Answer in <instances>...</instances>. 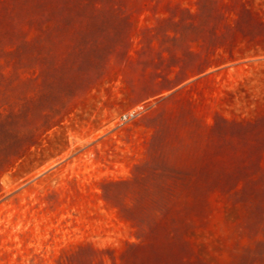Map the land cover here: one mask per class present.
Instances as JSON below:
<instances>
[{"label": "rangeland", "instance_id": "374dc122", "mask_svg": "<svg viewBox=\"0 0 264 264\" xmlns=\"http://www.w3.org/2000/svg\"><path fill=\"white\" fill-rule=\"evenodd\" d=\"M0 264H264V0H0Z\"/></svg>", "mask_w": 264, "mask_h": 264}, {"label": "built area", "instance_id": "2783aa9c", "mask_svg": "<svg viewBox=\"0 0 264 264\" xmlns=\"http://www.w3.org/2000/svg\"><path fill=\"white\" fill-rule=\"evenodd\" d=\"M134 114V111L131 110L128 112V114H124L123 117H128V116H132Z\"/></svg>", "mask_w": 264, "mask_h": 264}]
</instances>
